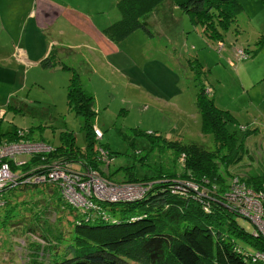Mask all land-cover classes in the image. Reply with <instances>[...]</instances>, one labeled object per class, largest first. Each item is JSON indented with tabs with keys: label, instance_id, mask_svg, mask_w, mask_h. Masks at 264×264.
<instances>
[{
	"label": "rangeland",
	"instance_id": "obj_1",
	"mask_svg": "<svg viewBox=\"0 0 264 264\" xmlns=\"http://www.w3.org/2000/svg\"><path fill=\"white\" fill-rule=\"evenodd\" d=\"M70 1L0 0L2 128L31 127L30 139L51 145L59 143L62 131H72L76 143L84 146L85 119L69 109L66 97L74 69L80 74L84 89L93 95L97 109L94 125L103 132L97 144L111 152V170L121 165L117 175L123 174L124 166L137 173L157 169L180 172L184 169L181 154L176 159L172 148L161 151L156 146L150 148V140L177 138L214 147L196 104L198 91L208 86L207 94L234 116L227 127L237 132L243 155L230 170L242 169L246 162L252 173L264 170L262 0H238L240 11L227 27L218 26V37L188 13L173 9L161 13L157 21L148 13L144 25L118 42L112 40L111 44L102 40V29L120 18L118 0H83L86 5L79 6L88 12L84 13L90 20L89 28L94 24L99 36L87 30L85 36L79 31L77 21L81 20V14L71 8ZM50 48L57 50L60 61L48 53L33 60L35 54ZM239 49L245 53L248 50L247 56L237 55ZM20 50H25L26 60ZM20 140L26 138L19 136L16 142ZM0 143L11 144L5 138ZM7 152L11 153V147ZM4 175L0 176V183L14 178L11 169ZM150 178L142 184L151 187L154 182H166L158 176ZM95 179L101 185L97 186ZM90 180V187L88 179L77 183L78 190L68 186L67 196L73 205L95 208L101 200L140 195L144 190L134 183L126 188L108 189L102 185V177ZM187 184L191 188L196 185L192 181ZM41 188V185H17L4 191V197L0 193V264H55L63 259V247L70 243L75 216L57 206V199L54 211L64 219L58 221L56 213L45 212L48 198L44 196L48 191ZM88 192L97 199L95 203L84 196ZM44 216L48 224H53L51 231ZM237 219L240 224L249 225L244 218L237 216ZM259 229L264 232V225ZM35 234L42 238H36ZM237 241L255 249L243 238Z\"/></svg>",
	"mask_w": 264,
	"mask_h": 264
},
{
	"label": "trees",
	"instance_id": "obj_2",
	"mask_svg": "<svg viewBox=\"0 0 264 264\" xmlns=\"http://www.w3.org/2000/svg\"><path fill=\"white\" fill-rule=\"evenodd\" d=\"M160 1L118 0L121 16L105 27V33L112 40H121L144 25L145 15ZM173 1L196 23L202 22L205 29L209 28L216 36L220 35L218 26L227 27L241 9L238 0ZM245 54L247 56L248 50ZM207 91L208 86L198 91L196 104L201 112L202 126L211 134L214 147L177 138L151 139L150 148L156 146L159 151L172 148L176 151V159L181 154L184 169L180 172L157 169L152 173L146 170L137 173L136 170H126L129 166H124L123 174L117 175L121 165L111 170V152L106 146L97 144L103 132L94 125L97 109L93 95L84 89L80 74L73 69L66 97L69 109L85 119V145H78L75 134L67 130L60 133L57 145L33 140L47 144L48 150L3 157L15 179L7 180L0 187V193L4 197V191L17 185H41V190L48 191L44 196L48 198L45 212L56 213L58 221L64 219L54 211L57 199V206L74 214L70 243L63 247V259L55 264L256 263L253 256L257 250H264V236L256 231L251 221L227 206L230 203L227 193L231 179L235 177L244 188L264 191V170L252 173L247 162L242 164V169L230 170L243 155L237 143V132L227 127L234 116L227 108L219 106ZM19 127L2 128L0 122V140L5 138L13 143L19 136L32 140L28 137L31 127ZM96 128L101 131L100 136L96 134ZM249 132L246 129V134ZM220 166L224 172L220 171ZM57 169L70 175L68 179L72 183L64 177H55L53 172ZM92 172L111 186L134 183L144 190L140 195L101 200L100 206L95 208L73 205L67 196L68 186L80 189L77 183L88 179L85 174ZM154 176L166 182H154L151 187L142 184L145 183L143 180ZM187 181L195 183V187L191 188ZM202 192L204 197L197 196ZM84 196L94 203L97 201L91 192ZM237 216L244 218L249 225L240 224ZM45 220L51 231L53 224H48L46 217ZM238 238L245 239L255 249L239 244Z\"/></svg>",
	"mask_w": 264,
	"mask_h": 264
},
{
	"label": "built area",
	"instance_id": "obj_3",
	"mask_svg": "<svg viewBox=\"0 0 264 264\" xmlns=\"http://www.w3.org/2000/svg\"><path fill=\"white\" fill-rule=\"evenodd\" d=\"M236 54L237 55H246L245 52L242 51L241 49H239V52H237ZM1 113H2V111H0V115H1ZM95 132L98 136L101 135V131L99 129L96 128ZM10 147H11V153L9 154V152H7V151ZM40 147L43 149H38ZM47 148H49V146L47 144H45L43 142L29 140V139L20 140L19 142H14V143H11L9 145H5L3 143H0V176L6 177V175H4V173L10 172L9 164L7 161L3 160V157L14 155L17 153L18 150H21V154L24 152H26V153H38V152H42L44 150H47ZM56 173L60 174V175H57ZM53 175L55 177H64L66 179L71 177L70 175L67 176L65 171L60 170V169L55 170L53 172ZM85 175H87V178H88V181L86 182V183H88V187H90V184H89L91 181L90 177L96 176V177L100 178L99 176H97L93 172L87 173ZM89 175H90V177H89ZM14 179H15V175H14ZM97 180H99V179H95V181L97 182V186L101 185V183L98 182ZM103 181H104V183L106 182L105 180H103ZM5 182L0 183V187ZM68 182L72 183V181L69 179H68ZM104 183H102V185L108 189H109V187L126 188V186L129 185V184H126L123 186H111L109 184H104ZM81 185L85 186L84 183H82ZM136 185H138V184H136ZM70 187L75 189L74 186H70ZM228 190H229V192L227 193V196H228V199L230 201V203L228 204L230 206V208L239 212L240 216L244 217L245 219H248L249 221H251V219H254V222L251 221V223L255 226L256 231L264 236V234H263L264 232L259 229L261 224L264 225V196L262 193L263 191H260V190L253 191L251 189L244 188V185L241 184L236 179V177L231 179L230 188ZM119 197H121V196H119ZM249 205H252L253 209H248ZM239 209L240 210L242 209L241 212L239 211ZM246 214L248 215L247 217H246ZM253 260L256 261V263H253V264H260V262L264 264V250H257L254 253Z\"/></svg>",
	"mask_w": 264,
	"mask_h": 264
},
{
	"label": "crops",
	"instance_id": "obj_4",
	"mask_svg": "<svg viewBox=\"0 0 264 264\" xmlns=\"http://www.w3.org/2000/svg\"><path fill=\"white\" fill-rule=\"evenodd\" d=\"M77 2H78V5L75 3V0H71L70 1V4H71V8L72 9H75L77 12H79L81 14V20L77 21V24L80 25L79 31H81V33H83L85 36H87V31L88 32H91L92 31L93 34H95V36L101 35L100 32H99V29H97V27L94 24H91V29L92 30L89 28V26H90V20L86 19V16L87 15L85 14V13H88V12L85 11L84 7H79V6H85L86 4L83 3V0H78ZM173 9H177V10L184 11L173 0H162L159 3H157V5H155L153 7V9L149 13H152L153 19L155 21H157L159 15L161 13L166 14V13H169V12L173 11ZM184 12H186V11H184ZM186 13H188V12H186ZM189 16H190V14H189ZM182 18H184V16H182ZM183 24H184V21H183ZM105 27H103V29H102V32H103L102 40L105 41V42H107V43H110L111 44L112 39L109 37V35H107L105 33V31H104ZM85 30H87V31H85ZM113 41L118 42L119 40H113ZM20 53L23 56V60H26V52H25V50H20ZM45 53H48L50 55H54L60 61L58 52H57V50L55 48H50L48 50L46 49V50H44L43 52H41L39 54H35L33 60H35V61L38 60ZM7 67H8V69L11 70V66L8 65ZM210 91H212V90H210Z\"/></svg>",
	"mask_w": 264,
	"mask_h": 264
},
{
	"label": "water",
	"instance_id": "obj_5",
	"mask_svg": "<svg viewBox=\"0 0 264 264\" xmlns=\"http://www.w3.org/2000/svg\"><path fill=\"white\" fill-rule=\"evenodd\" d=\"M115 188H117V187H115Z\"/></svg>",
	"mask_w": 264,
	"mask_h": 264
}]
</instances>
